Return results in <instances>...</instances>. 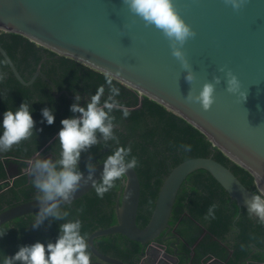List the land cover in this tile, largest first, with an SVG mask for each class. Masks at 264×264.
Here are the masks:
<instances>
[{
    "label": "water",
    "instance_id": "1",
    "mask_svg": "<svg viewBox=\"0 0 264 264\" xmlns=\"http://www.w3.org/2000/svg\"><path fill=\"white\" fill-rule=\"evenodd\" d=\"M171 4L192 32L182 44L146 23L125 0H0V32L20 35L58 56L109 73L137 92L139 99L159 104L197 129L253 178L257 194L215 160L187 159L169 170L149 220L139 228V182L135 171L127 168L115 202V224L87 238L88 250L101 261L94 264H123L99 253L95 239L117 234L142 248L159 237L165 240L178 190L196 170L206 171L239 209L264 223V216L249 208L254 197L264 201V0H171ZM173 46L181 51L186 68L172 55ZM0 55L20 84L28 86L41 76L53 96L60 95L39 68L25 82L1 47ZM188 72L193 77L190 81L185 79ZM231 77L238 86L230 92ZM205 83L213 85V103L207 110L190 99ZM56 137L57 133L52 140ZM103 166V162L95 163L84 170L67 200L55 198L57 208L93 189L102 180ZM47 203L51 201L36 198L10 207L0 213V226L37 213Z\"/></svg>",
    "mask_w": 264,
    "mask_h": 264
},
{
    "label": "trees",
    "instance_id": "2",
    "mask_svg": "<svg viewBox=\"0 0 264 264\" xmlns=\"http://www.w3.org/2000/svg\"><path fill=\"white\" fill-rule=\"evenodd\" d=\"M0 47L25 82L39 68L53 85L56 94L67 92V95L61 94L56 98L51 93L50 84L39 76L28 86L20 84L0 55V76L3 77L0 79V111L2 114L6 110L14 112L21 103H26L33 120L32 134L7 149L12 150L16 158L28 159L47 144L42 155L49 151L55 157L54 164L59 169L60 144L58 137L52 138L62 127L60 121L64 118H78L80 113L72 112L70 105L75 103L81 107L86 106L97 87L103 85L104 92L99 98V106L103 107L104 101L111 96L126 106L129 115L122 117L120 109L115 107L108 112L112 118V137L104 139L98 130L95 131L96 143L80 152L75 170L81 174L91 164L90 160L100 163L117 147L130 148L131 152L125 156V162L131 156H135L138 161L137 167L132 168L139 182L137 227L143 228L149 220L157 192L169 170L187 159L211 158L226 167L246 189L257 194L253 178L248 172L227 159L197 129L159 104L147 98L139 99L137 92L113 79L111 84L106 83L104 74L58 56L20 35L0 32ZM112 87L119 88L118 95H112ZM74 95L87 99L77 101L71 98ZM45 108L50 109L53 115L51 124L42 116L41 110ZM185 144L191 145L190 151L185 149ZM36 178L37 170L34 169L29 180L21 178L15 181L12 188L0 193V206L8 200L24 202L38 198L39 190L33 185ZM122 181L123 177L114 180L112 188L102 198L96 196L93 188L72 203L58 207L62 214L67 213L60 218L47 216L37 224V212L1 225L0 264L5 257L11 258L21 246H30L36 242L44 245L54 243L59 235V226L63 223L78 219L81 223L80 234L84 236L85 242L94 231L115 224L114 203ZM2 189L3 186H0ZM183 212L191 220L203 225L218 240L211 242L205 236L206 240L201 247L205 253L219 256L223 264H243L245 261L261 264L264 261V223L245 209H239L206 171L196 170L183 181L172 207L170 223L176 222ZM116 237L118 240L112 243L101 240L106 237L97 239L96 246L105 254L122 259L128 258V252L139 250L138 243L123 236ZM220 241L225 242L230 254L220 247ZM123 243L128 246L121 250ZM13 264L23 262L16 260Z\"/></svg>",
    "mask_w": 264,
    "mask_h": 264
},
{
    "label": "clouds",
    "instance_id": "3",
    "mask_svg": "<svg viewBox=\"0 0 264 264\" xmlns=\"http://www.w3.org/2000/svg\"><path fill=\"white\" fill-rule=\"evenodd\" d=\"M125 3L146 23L161 29L166 37L178 44H182L192 35L189 27L174 11L171 0H125ZM233 6L235 7V3ZM172 55L179 59L185 68L187 67L179 48L173 46ZM2 78L0 76V79ZM104 78L106 83L111 84L112 76L109 73L105 72ZM192 78L191 72L186 73V80L190 81ZM227 84V90L230 92L235 91L238 86L235 77L229 78ZM110 91L113 96L119 94V88L112 87ZM103 92V85L98 86L86 106L81 107L75 103L70 105L72 112L80 113L79 118H64L60 121L62 127L58 130L57 137L61 149L58 164L61 167L57 169L56 165L47 159L34 162L33 168L37 170V178L33 180V185L39 190L38 198L51 201L40 208L36 218L37 224L47 216L60 218L61 215H67L58 210L55 198L67 200L76 188L80 172L75 170V166L80 152L96 143L95 131L98 130L104 139L112 137V118L108 116V112L115 107L120 109L122 117L126 118L129 115L126 106L113 100L111 96L104 101L103 107H100L99 98ZM190 99L207 110L213 103V85L203 84L198 94ZM41 112L46 122L51 124L53 121L51 110L45 108ZM32 126L33 120L26 103H21L14 112L4 111L0 119V151L7 150L11 145L29 137L32 134ZM183 146L186 150H191V145ZM130 152V148L117 147L104 159L102 180L93 185L97 197L102 198L104 193L112 188L113 181L123 177L127 168L137 167L138 161L135 156H131L125 162V156ZM249 208L255 210L258 216H264V201L259 197L253 198ZM80 228L81 223L78 219L63 223L59 226V235L54 243L44 245L36 242L30 246H21L11 258L5 257L2 264H13L16 260L22 261L23 264H89V253L86 251L85 238L80 234Z\"/></svg>",
    "mask_w": 264,
    "mask_h": 264
},
{
    "label": "flooded vegetation",
    "instance_id": "4",
    "mask_svg": "<svg viewBox=\"0 0 264 264\" xmlns=\"http://www.w3.org/2000/svg\"><path fill=\"white\" fill-rule=\"evenodd\" d=\"M44 76V75H43ZM41 77V76H39ZM37 78V77H36ZM42 78V77H41ZM52 93V92H51ZM66 91H60L57 94L67 95ZM56 94V93H55ZM56 94V95H57ZM58 96V97H59ZM78 95H74L71 98H75L77 101H84L87 97H79ZM57 98V97H56ZM120 128L122 126L120 125ZM47 145V144H46ZM46 145L40 149L36 154L32 157L24 160H20L16 158L14 152L12 150H4L0 151V172L3 174V177L0 178V186H3V189L0 190V193L4 190H8L13 187L15 181L24 178L29 180L31 177V173L33 172V163L36 160H49L54 164L55 157L48 153H42L45 151ZM90 165L98 163L97 161L90 160ZM118 193V192H117ZM36 199V198H35ZM117 199V196H116ZM115 199V202H116ZM32 200V199H31ZM26 202V201H24ZM23 203L22 201H11L4 203L0 206V213L4 210L13 207L17 204ZM114 210H115V203H114ZM188 215L186 212H183L178 220L174 223H170V217L168 220V224L170 225V231L166 235L165 240H161L160 237L155 240V242L148 243L144 248L140 246L138 251L135 252H128V258L122 259L117 256H113L111 254H105L99 246H96L97 239L94 240V245L96 250L107 256L114 259L121 261L123 264H223L215 254L205 253L204 248L201 247L203 245L204 240L206 237L211 242L213 240L210 236L205 233V227L200 223L191 220V218H187ZM207 231V230H206ZM121 235H110L106 236V238L101 240H106V242H114L117 241L118 237ZM206 236V237H205ZM103 238V237H102ZM218 243V242H217ZM221 247L225 248L230 254V250L226 248L225 242L220 241ZM219 244V243H218ZM128 244L123 243L120 247L121 250H124ZM87 252L89 253V264L100 263L101 261L92 255L87 248ZM178 260H177V259ZM264 264V261L261 263Z\"/></svg>",
    "mask_w": 264,
    "mask_h": 264
},
{
    "label": "crops",
    "instance_id": "5",
    "mask_svg": "<svg viewBox=\"0 0 264 264\" xmlns=\"http://www.w3.org/2000/svg\"><path fill=\"white\" fill-rule=\"evenodd\" d=\"M222 244V243H221ZM223 245V244H222ZM221 247V246H220ZM221 248H223V247H221ZM263 262V261H262ZM209 264H211V263H209ZM243 264H249L247 261H245Z\"/></svg>",
    "mask_w": 264,
    "mask_h": 264
}]
</instances>
